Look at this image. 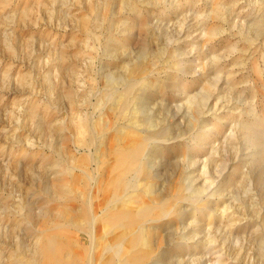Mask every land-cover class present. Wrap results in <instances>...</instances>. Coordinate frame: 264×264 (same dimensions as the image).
<instances>
[{
    "label": "rangeland",
    "instance_id": "obj_1",
    "mask_svg": "<svg viewBox=\"0 0 264 264\" xmlns=\"http://www.w3.org/2000/svg\"><path fill=\"white\" fill-rule=\"evenodd\" d=\"M129 131L123 195L167 211L113 246L146 228L138 264H264V0H0V264L63 227L39 216L56 170L91 210L84 172Z\"/></svg>",
    "mask_w": 264,
    "mask_h": 264
},
{
    "label": "bare ground",
    "instance_id": "obj_2",
    "mask_svg": "<svg viewBox=\"0 0 264 264\" xmlns=\"http://www.w3.org/2000/svg\"><path fill=\"white\" fill-rule=\"evenodd\" d=\"M87 26L88 22L84 21L83 28L87 29ZM76 130L80 141L90 142L91 129L86 124ZM125 134L121 140L128 145L123 150L115 151L114 142L107 144L106 139L99 145L103 166L98 175L90 177L84 172L94 183L88 196L89 212L76 209L73 191L84 180L74 174L72 169L75 167L63 166L56 170L54 179L44 181L43 190L49 202L41 207L39 216L52 224L61 222L63 227L55 232L40 231L41 244L37 243L35 250L32 245L26 246L19 255L22 264H138L149 257L147 251L153 248V242L151 232L146 228L130 233L119 247L112 245L121 235L130 232L138 220L160 218L167 211L163 201H152L151 191L147 194L135 190L123 195V181L135 164L138 145L144 140L138 132ZM126 253L127 257L123 259Z\"/></svg>",
    "mask_w": 264,
    "mask_h": 264
}]
</instances>
